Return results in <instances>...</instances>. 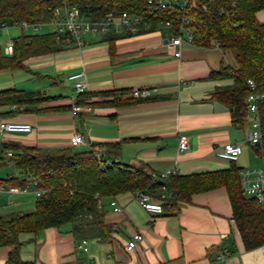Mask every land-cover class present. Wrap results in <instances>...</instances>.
<instances>
[{
  "label": "crops",
  "instance_id": "obj_1",
  "mask_svg": "<svg viewBox=\"0 0 264 264\" xmlns=\"http://www.w3.org/2000/svg\"><path fill=\"white\" fill-rule=\"evenodd\" d=\"M255 18L264 23V10ZM45 35V34H44ZM169 32L158 27L149 33H122L111 54L102 37H87L81 49L72 47L28 58L23 69L0 71V92L15 90L39 93L49 101L31 107H0V120L29 124L27 135L5 134L1 144L17 148L72 150L89 152L102 149L120 164L145 168L152 174L176 170L178 176L226 170L230 163L214 152L227 143L242 142L248 117L233 124L229 110L210 100L216 89L230 86L231 80H212L209 75L223 68L236 69L230 52L214 46H194L182 36L181 44L166 46ZM174 52L180 57L175 58ZM85 74L89 112L76 115L71 105L78 97L66 77ZM66 90V91H65ZM137 91V103L114 106L108 93ZM67 92L71 93L67 95ZM81 134L84 144L72 148L70 140ZM189 140L188 150L178 152V138ZM118 143V148L110 145ZM9 163V162H8ZM235 167L264 168L253 148L243 146ZM20 173L13 169V177ZM11 186L0 181V216L33 211L36 197L9 194ZM120 213L105 206V221L113 225L109 240L100 243L92 236L75 239L69 227L46 229L37 235H23V261L33 264H264V246L245 251L224 188L194 194L187 203L178 204V213H149L130 193L115 197ZM151 203L161 201L152 199ZM143 237L133 250L126 246L133 234ZM233 243L228 250L227 240ZM86 241L87 251L79 248ZM10 251L0 248V264Z\"/></svg>",
  "mask_w": 264,
  "mask_h": 264
},
{
  "label": "trees",
  "instance_id": "obj_2",
  "mask_svg": "<svg viewBox=\"0 0 264 264\" xmlns=\"http://www.w3.org/2000/svg\"><path fill=\"white\" fill-rule=\"evenodd\" d=\"M194 8L186 12L159 11L146 18V0H0V23L46 22L56 8L75 7L81 16L101 20L107 14L143 15L150 27L137 33L158 29L160 22L170 23L169 33L177 34L183 17L188 20L192 44L201 48L217 45L230 52L237 63L236 69L223 68L212 72V80H231L230 86L218 88L210 100L219 102L229 110L233 124L241 125L248 117L246 98L250 93L247 81L251 80L257 92L264 95V23L255 14L264 10V0H192ZM121 34L110 32L102 36L111 54ZM13 53H0V71L23 69V62L31 57L56 53L65 48L54 34L25 35L13 39ZM112 105L137 103L131 91L108 93ZM75 105L90 106L87 96L79 95ZM39 93L15 90L0 92V107H31V110L49 101ZM262 138L254 147L264 163V104L259 107ZM118 143L110 145L117 149ZM11 152L10 159L1 158L0 165L12 163L19 177L5 181L11 186L24 187L28 175L33 176L43 194L36 198L34 209L27 214L11 213L0 216V248L10 251L4 264H33L23 261L20 241L23 235H37L40 231L68 226L75 239L92 236L100 243L109 240L114 226L105 221V206L116 196L141 192L161 201L163 211L177 214L178 204L187 203L194 194L218 188L226 190L235 223L245 251L264 246V212L260 205L242 192L239 170L234 163L226 170L196 173L188 176L172 175L163 181L159 174L127 165H113L101 169L93 154L72 150H42L15 148L0 143V153ZM122 166L124 169L120 168Z\"/></svg>",
  "mask_w": 264,
  "mask_h": 264
},
{
  "label": "built area",
  "instance_id": "obj_3",
  "mask_svg": "<svg viewBox=\"0 0 264 264\" xmlns=\"http://www.w3.org/2000/svg\"><path fill=\"white\" fill-rule=\"evenodd\" d=\"M194 8L195 3L192 0H146L145 15L146 18L154 16L159 11H178L180 13L186 12L187 8ZM143 15H129L126 12L120 14H107L101 20H90L89 18L80 15L79 11L75 7L56 8L52 17L46 22H25L13 24L0 23V34L9 29H18L25 35H28V31L32 30L33 35H37L38 32L45 26L53 28L52 34L55 35L56 41L62 43L66 48L72 47L75 49H81L86 45L87 37H102L110 32L115 34L129 33L134 34L140 30H147L150 25ZM158 25L164 29L170 27L168 22H160ZM186 35L190 43H192L191 31L188 28V20L186 17L182 18L181 26L179 27L177 34L169 33L166 41V46L173 50L178 47L182 42V36ZM31 36V35H29ZM13 39L7 40L0 44V53L4 56H11L13 53ZM219 48L217 45H213ZM175 58L180 57L179 52H174ZM66 81L72 83L74 91L77 96L82 95L86 88L85 74L82 72L72 73L66 77ZM248 88L250 90L249 95L246 98V105L248 110V128L244 133L242 142L227 143L222 147L215 150V156L228 163H234L242 154L243 146L250 148L258 147L262 138L259 107L264 104V95L257 92L255 84L251 81H247ZM132 96L137 98L139 93L137 91L132 92ZM88 107H81L73 103L71 105L72 114L89 112ZM32 132V127L29 124L18 123L0 120V137L5 134L27 135ZM84 144L83 137L79 133H75L71 140L70 145L72 148H78ZM189 140L186 136L181 135L178 138V152L183 153L188 150ZM91 152L93 157L99 166V168H110L113 165H120V162L108 157L105 152L98 148L92 147ZM6 158L12 157L11 152H7ZM11 165L12 163L8 161ZM123 170L124 168L120 166ZM177 175L176 170L165 171L159 174V181H163L168 176ZM240 185L242 192L245 196L254 199L264 212V168L257 169H243L239 171ZM26 185L24 187L9 186L6 191L9 194L25 195L33 193L36 198H39L43 192L37 188V182L33 176L28 175ZM134 199L139 206L149 212L155 214H161L162 209L159 204L151 203V198L141 192H136ZM108 206L115 213H120L122 210L118 206L114 198L110 199ZM143 237L140 234H133L128 241L126 250H133L138 244L142 243ZM83 251H87L86 241L83 240L79 246Z\"/></svg>",
  "mask_w": 264,
  "mask_h": 264
},
{
  "label": "rangeland",
  "instance_id": "obj_4",
  "mask_svg": "<svg viewBox=\"0 0 264 264\" xmlns=\"http://www.w3.org/2000/svg\"><path fill=\"white\" fill-rule=\"evenodd\" d=\"M52 32H53L52 27L45 26L38 32L37 35L51 34ZM21 34H22V32L18 29H9V30L0 34V44H2L3 42H5L7 40L14 39ZM27 34L33 36L34 33L32 30H29ZM70 94L71 93L67 92V95H70ZM0 142H1V140H0ZM2 157L6 159L5 152L2 154L0 153V159ZM12 175H13V167L10 163L7 162L4 165H0V181H6L8 179V177H10ZM5 201H6V199L2 198V201H0V205H2Z\"/></svg>",
  "mask_w": 264,
  "mask_h": 264
},
{
  "label": "water",
  "instance_id": "obj_5",
  "mask_svg": "<svg viewBox=\"0 0 264 264\" xmlns=\"http://www.w3.org/2000/svg\"><path fill=\"white\" fill-rule=\"evenodd\" d=\"M227 242H228V250L230 252H233V243H232L231 239H228Z\"/></svg>",
  "mask_w": 264,
  "mask_h": 264
}]
</instances>
